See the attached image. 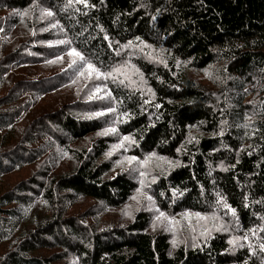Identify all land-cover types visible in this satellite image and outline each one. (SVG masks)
<instances>
[{"label":"trees","instance_id":"obj_1","mask_svg":"<svg viewBox=\"0 0 264 264\" xmlns=\"http://www.w3.org/2000/svg\"><path fill=\"white\" fill-rule=\"evenodd\" d=\"M71 48L136 83L79 77ZM261 245L264 0H0V264H264Z\"/></svg>","mask_w":264,"mask_h":264},{"label":"snow or ice","instance_id":"obj_2","mask_svg":"<svg viewBox=\"0 0 264 264\" xmlns=\"http://www.w3.org/2000/svg\"><path fill=\"white\" fill-rule=\"evenodd\" d=\"M69 4L71 5L73 0H68ZM76 3H83L86 7L88 6V0H75ZM94 7V5H93ZM78 10V9H77ZM22 15L26 16L27 15V12L23 13ZM44 15H46L47 17H51L54 15L53 12L51 11H47L46 13H44ZM53 27H56V25H53ZM137 39L139 40V37H137ZM58 43L60 44H65V45H71L72 41L71 40H61V41H58ZM133 44L131 41L128 42V44L124 45L125 48H128V47H132ZM147 47V45H146ZM142 50V49H141ZM68 56L70 57H73V59L71 60L70 64H69V68H73L75 69V71L78 72L79 74V77H83L84 79L86 80H109V79H112L113 82H115L117 80V78L119 76H123V80H120L119 82L120 83H124V80H128L131 84H135L136 81L135 80H132V75L133 74H139V70L135 68L134 65H120V66H117L115 68H113L111 71H101V68L97 67L96 64L92 63L91 61H89L85 55L83 53H81L80 51H78L76 48H71L68 53H67ZM58 60H63V57H58ZM51 63H56L57 61H50ZM163 62V61H161ZM141 75V80L143 79L142 77V74ZM75 82V81H74ZM87 87V85H85ZM107 86L105 85V88ZM101 91H104V89L100 88V87H96L95 88V91L93 92L92 96L90 97V99H103V97L97 95L98 93H100ZM148 92H151V89H148ZM105 95L107 96H111V93L110 92H105ZM153 98H154V94H153ZM145 103H151V100H146ZM157 108L160 107V105H156ZM109 111L111 112H115V109L114 108H110ZM96 116H102V115H105V113L103 112H98V113H95ZM117 133V129L115 127H112V128H108V129H105L104 131L98 133V135H101V136H106V135H109V134H115ZM194 139V138H193ZM125 142H127L129 145L131 144H135L136 141L134 139H132L131 137L129 136H124L122 137L120 143L116 144L113 146V152L114 151H117L121 148H124L125 147ZM113 152H109L107 153V155L109 157H111L113 155ZM153 157H155V154H153L152 156L148 157L147 160L145 161H139V163L141 165H146L148 164L152 159ZM158 159L164 161L165 163L175 167V166H178V162H176L175 164H173L172 161L170 160H166V158L164 157H159ZM124 161H126L129 165H132L134 161H137V158L136 157H125L124 158ZM124 161H121V163H123ZM141 176L145 175L144 172H141L140 173ZM153 182H155L153 180ZM144 187V182L141 181V190H138V191H142V188ZM147 200L151 201L152 200V197L151 196H146L145 197ZM133 200H137L138 197L137 196H133L132 197ZM218 204H222L224 208L228 209L232 216L235 217L236 216V209L232 208L225 200L224 197H220L219 201H218ZM165 214L163 212L160 213L159 216H157V220H159L161 217H163ZM192 216H195L196 219L199 221V220H208V219H213V220H218L220 219L219 216H216V215H213L212 217H206V216H202L200 213H189V212H186L184 213V217L186 219H189V221H191V217ZM170 223H179V221H174L172 219L169 220ZM216 228L217 231H220V230H224V231H227V227L224 225V224H220V225H215L214 226ZM195 229H193L194 231ZM201 235L203 236H210L211 235V230L210 229H207L205 228L203 232H201ZM247 237H245L246 239ZM238 241L237 240H230L229 243L230 244H233L235 245ZM173 244L175 245V241H173ZM262 248H264V245H261Z\"/></svg>","mask_w":264,"mask_h":264},{"label":"rangeland","instance_id":"obj_3","mask_svg":"<svg viewBox=\"0 0 264 264\" xmlns=\"http://www.w3.org/2000/svg\"><path fill=\"white\" fill-rule=\"evenodd\" d=\"M197 76H198L199 78H201L204 82H207L206 79H205V78H206V73H205V72H203V73H201V74H198Z\"/></svg>","mask_w":264,"mask_h":264}]
</instances>
